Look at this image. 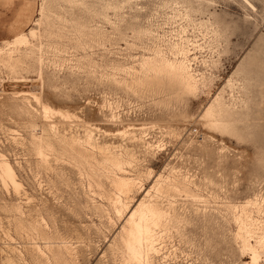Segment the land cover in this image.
<instances>
[{
  "label": "rangeland",
  "instance_id": "obj_1",
  "mask_svg": "<svg viewBox=\"0 0 264 264\" xmlns=\"http://www.w3.org/2000/svg\"><path fill=\"white\" fill-rule=\"evenodd\" d=\"M82 1L83 5L76 6L54 4L52 10L61 18L47 31L42 28L53 33L42 37V81L32 68L11 74L0 66V154L11 163L23 186L14 194L0 184V264H45L39 261L34 245H43V240L35 231H19L17 222H35L52 240L64 241L76 264H123L119 250L110 246L123 221L112 207L115 194L108 176L115 170L100 168L102 154L95 152L96 171H90L85 163L72 160L67 142L60 143L54 136L51 140L58 155L50 153L41 160L31 134L40 135L46 123L37 112L31 117L13 111L11 105L20 104L12 92L30 89L41 92L49 105L74 112L106 132L128 123L144 125L135 130L142 136L139 143L93 131L99 143L118 146L110 151L128 148L132 154L125 170L137 182L131 194L123 197L129 207L159 176L187 181L188 193L168 190L157 195L158 202L171 211L175 227L163 239L154 264H242L248 258L238 250L236 225L226 207L264 196V0ZM39 5L36 0L34 19L39 17ZM186 10L189 19L184 16ZM207 19L211 25L201 23ZM76 22L89 28L97 25L104 32L97 39L88 29L79 34L71 25ZM147 24L162 39L182 36L189 57L194 58L192 67L205 77L198 91L183 97L166 95L158 89L124 85L125 74L111 76V63H132L152 46L151 37L132 34V29ZM230 76L235 84L229 87ZM219 91L238 112L231 131L222 133L200 117ZM28 98L29 105L37 107ZM112 113L114 121L109 120ZM53 120L60 135L83 134L79 120ZM11 205H19L21 214L10 210ZM249 211L264 222L263 204L250 205Z\"/></svg>",
  "mask_w": 264,
  "mask_h": 264
},
{
  "label": "bare ground",
  "instance_id": "obj_2",
  "mask_svg": "<svg viewBox=\"0 0 264 264\" xmlns=\"http://www.w3.org/2000/svg\"><path fill=\"white\" fill-rule=\"evenodd\" d=\"M56 1L64 2L69 6L83 5L84 3L82 0H40L39 11L37 13L39 14V17L32 20V26H30L28 30L21 32L10 39L0 40V66L2 68L7 69L11 74L18 73L21 70L28 71L29 68H32L36 71L37 78L42 81L44 60L43 48L45 47L42 37H50L53 34L52 31L42 32V28L44 27V30L47 31L51 27L53 21L61 18L52 10ZM244 1L248 2V0ZM108 5L116 7L117 3H108L106 6ZM189 13V10L185 11L184 16L186 19H189ZM201 23L207 24L210 23V20L207 19L203 22L201 21ZM211 24L212 22L210 25ZM71 25H73V29L78 31L79 34H85V30L88 29L91 37L95 39L100 38L104 32V30L97 25L92 28H89L87 24L81 22H76L75 24L72 23ZM195 25H197V23ZM155 33L152 24H147V26L145 25L137 30L132 29V34L134 35H147L148 38L151 37L154 40L152 42L153 44L147 48L148 51L146 54L143 53L141 56L139 55L140 57L135 58L132 63H130V61L125 64L113 62L110 66L108 65L112 72L111 76L115 74H125L126 77L122 80L120 79L124 85L128 87H141L147 90L158 89L161 90L160 92L165 91L167 93L166 95L174 94L175 96L183 97L198 91V87H200L199 84L203 83L205 77L192 67V61L194 58L189 57V49L184 45V39L181 38L182 36L178 38L169 37L162 39L163 37L156 35ZM212 33L216 36L219 35L216 30H213ZM84 43L79 42L81 46L82 44L85 45ZM242 67V64L239 65L236 72H239ZM22 79L23 81H26L24 77H22ZM209 79L211 80V78ZM233 82L234 81L230 76L226 80V85L231 86L232 84H235ZM30 83L32 82L30 81ZM220 91L209 100L201 111L200 117L205 124L222 133L231 131V126L235 119L234 116L238 112L225 102L226 99L223 98V93L221 94L222 91ZM11 95L14 99L20 98V104L17 103V101L11 104L13 111L16 110L19 113H26L29 115L31 113L33 114V111H35V113L37 112V114L40 115L41 120L46 123L45 126H42L40 135L36 136L34 133L31 134V142L34 145L36 154L41 160L45 161L48 154L58 152L57 149L53 147L51 136L58 138L60 143L67 142L70 146L68 151L72 160L79 164L85 163L90 171L93 168H95L96 171V167L92 163V160L96 157L94 156V153L99 152L102 154L101 160H98L99 167L102 169L110 168L111 170H115L108 176L109 183L115 194V196L111 198V200L114 199L112 207L117 215H122L123 217L119 230L113 236L110 246L117 251L119 250L123 264H154L156 257L161 254L160 250L164 242L163 239H165L166 236H169L171 229L175 227L172 222L173 218L170 217L171 211L158 202L157 195L168 190H179L188 193L189 187L187 181L177 177L170 178L162 177L163 175L161 177L159 176L154 180L155 182L152 187L148 189L140 199H137L134 204L132 203V207L131 205L129 207L127 202L123 200V197L127 198L131 194V190L137 182V178L132 177L133 175H128L125 170L127 166L131 165L132 154H130L131 152L129 153V151H127L128 148L124 146L120 147V149L126 148L123 152L115 153L110 151L112 148L118 146L109 143H99L97 138L94 137L93 132L95 130L99 132L101 131L107 135H117L123 139L128 138L132 142L138 141L139 143V141L142 140V136H137L135 130L144 129V125L136 127L133 124L128 123L115 132H106L97 126H93L91 123L82 121V119H80L74 112L49 105L43 101L41 92L36 93L32 89L18 90L12 92ZM28 97L32 98L34 105L36 104L37 107L29 105L30 99ZM235 98H233V101ZM16 111L15 114L17 113ZM56 117L64 122L68 121L73 123L75 120H79L80 123L83 122L81 123L83 126V134H68L69 136L65 134L60 135L57 130V123L53 120ZM115 118L116 116L112 113L109 120L114 121ZM31 126L35 127V124L32 122ZM145 144L147 146L151 145V143L147 142H145ZM145 144L143 145L146 146ZM151 146H153V144ZM117 151L118 150L116 149V152ZM89 175L92 176V172H89ZM95 183L99 184L96 180ZM0 184L2 185V188H5L6 190L11 189L14 194H19V192L23 190V186L17 179L13 166L4 158L3 154H0ZM257 202L264 205V196H254V198L248 199L243 203L237 205L229 204L226 207L229 212L227 216L230 215L229 217H231L236 225V232L234 235L239 239V245L237 244L238 250L242 256H247L248 258V260L243 261L242 264H264V222L254 218L251 214L252 212H250L251 210L249 211V206L253 204L255 206ZM256 208L257 211H260L259 206ZM9 209L18 214H21L22 212L19 205H11ZM41 223L46 224V221L41 219ZM16 228L19 231L27 232L28 230H32L33 232L35 231L38 233L39 237L43 240V245H34L39 261H42V263L76 264L73 260L74 253L67 249L65 242L52 240V237L39 228L37 223L28 222L25 224L17 222ZM8 236L9 239H13L12 236ZM57 243L63 244L61 246L63 248L57 246ZM8 261L10 263L12 262L10 258H8ZM163 262H165V260H163Z\"/></svg>",
  "mask_w": 264,
  "mask_h": 264
},
{
  "label": "crops",
  "instance_id": "obj_3",
  "mask_svg": "<svg viewBox=\"0 0 264 264\" xmlns=\"http://www.w3.org/2000/svg\"><path fill=\"white\" fill-rule=\"evenodd\" d=\"M36 12V0H0V40L27 30Z\"/></svg>",
  "mask_w": 264,
  "mask_h": 264
}]
</instances>
